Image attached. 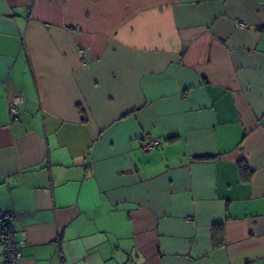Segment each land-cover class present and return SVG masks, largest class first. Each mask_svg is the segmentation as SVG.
Masks as SVG:
<instances>
[{
	"label": "crops",
	"instance_id": "0c3cea01",
	"mask_svg": "<svg viewBox=\"0 0 264 264\" xmlns=\"http://www.w3.org/2000/svg\"><path fill=\"white\" fill-rule=\"evenodd\" d=\"M4 212L20 264H264V0H0Z\"/></svg>",
	"mask_w": 264,
	"mask_h": 264
},
{
	"label": "built area",
	"instance_id": "2783aa9c",
	"mask_svg": "<svg viewBox=\"0 0 264 264\" xmlns=\"http://www.w3.org/2000/svg\"><path fill=\"white\" fill-rule=\"evenodd\" d=\"M239 26L245 27L244 24L239 23ZM80 62L84 63V51L78 52ZM22 102L20 95L16 94L12 97L8 104V114L11 120H16L20 115L19 106ZM160 145L158 140L146 139L143 142L142 149L148 152L157 148ZM16 217L9 213L4 212L0 214V245L2 247L3 263L2 264H20L22 260V248L20 243L15 239L14 235V222Z\"/></svg>",
	"mask_w": 264,
	"mask_h": 264
}]
</instances>
